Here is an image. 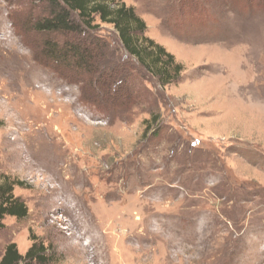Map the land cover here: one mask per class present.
Here are the masks:
<instances>
[{
	"label": "rangeland",
	"instance_id": "rangeland-1",
	"mask_svg": "<svg viewBox=\"0 0 264 264\" xmlns=\"http://www.w3.org/2000/svg\"><path fill=\"white\" fill-rule=\"evenodd\" d=\"M110 1L178 80L98 19L42 34L48 0H0V184L28 210L0 220V261L38 242L53 264H264V0ZM70 45L96 53L94 74Z\"/></svg>",
	"mask_w": 264,
	"mask_h": 264
},
{
	"label": "trees",
	"instance_id": "trees-1",
	"mask_svg": "<svg viewBox=\"0 0 264 264\" xmlns=\"http://www.w3.org/2000/svg\"><path fill=\"white\" fill-rule=\"evenodd\" d=\"M48 4L50 15L36 23L37 32L84 36L100 29V25L96 24L98 19L101 24L114 27L128 54L157 77L162 85L179 79L182 65L176 62L174 55L165 47L146 36L147 25L134 8L110 0H48ZM52 51L58 55L55 48ZM70 52L76 56L79 68H89L91 73L96 68V53L90 48L70 45L68 55ZM152 120L147 121L149 125L146 133L151 130V124L158 121L156 117ZM16 185L17 183L8 179L0 184V220L6 216L23 219L28 214L26 206L13 195ZM0 264H53V256L42 243L34 242L25 255L19 252L16 244H10L6 247Z\"/></svg>",
	"mask_w": 264,
	"mask_h": 264
}]
</instances>
